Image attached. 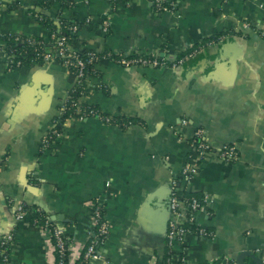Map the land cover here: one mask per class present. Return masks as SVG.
<instances>
[{"label":"crops","instance_id":"0c3cea01","mask_svg":"<svg viewBox=\"0 0 264 264\" xmlns=\"http://www.w3.org/2000/svg\"><path fill=\"white\" fill-rule=\"evenodd\" d=\"M61 1L46 12L77 26L72 47L82 53L170 61L194 54L175 67L98 60L80 101L137 121L72 117L44 148L77 78L59 61L10 63L6 35L49 40L51 32L30 13L40 0H0V235L14 234L11 263L51 264L48 231L35 212L15 220L14 205L63 214L68 234L86 243L97 198L110 231L102 257L87 264H166L162 201L198 128L217 148L235 145L239 159L216 152L196 159L200 169L187 187L212 196L197 214L212 236L188 234L173 245L171 262L229 256L232 264H259L251 256L239 262L245 251L264 262V0H167L174 7L163 12L154 0Z\"/></svg>","mask_w":264,"mask_h":264},{"label":"built area","instance_id":"2783aa9c","mask_svg":"<svg viewBox=\"0 0 264 264\" xmlns=\"http://www.w3.org/2000/svg\"><path fill=\"white\" fill-rule=\"evenodd\" d=\"M155 9L157 12L172 10L174 4L167 2V0H154ZM108 25V20L105 21ZM248 27V23H245ZM72 32L77 30V26H70ZM264 35V32H261ZM51 38L55 42L49 41V46L43 53L46 62L59 61L76 76L77 80L75 86L68 93L63 101L60 109L59 117L63 118L65 115L67 119L78 117L84 119L88 117H98L106 123L115 124L118 126L126 125L125 122H117L113 117L103 115L99 109L91 107L80 101L78 94L83 93L86 78L89 75V65L95 66L100 59H107L124 66H131L139 64L143 66H178L190 59L194 53L190 52L177 58L174 61L166 58H158L154 56L135 55L128 56L124 54H116L111 51L99 53L96 51H89L82 53L75 50L68 43L67 36H58L55 32L51 33ZM15 40H23L20 36H16ZM28 40L34 42L32 38ZM41 43V42H39ZM15 55H10V63L21 65V61H16ZM183 124H187L188 120L183 119ZM130 124V123H129ZM55 126L43 138V147L46 148L52 144V141L59 134V129ZM189 146L191 152L186 162L180 170V175L174 176L171 179L172 192L170 197V219L168 221L167 242L171 251L173 245L176 243H184L186 236L191 233H197L203 236H212V232L197 224V214L212 202L210 194L194 195L188 191V184L192 182L200 169L198 160L209 152H216L217 155L226 161L232 162L239 159V152L235 145L225 144L220 147L213 146L206 138L205 132L202 128L195 130ZM198 159V160H196ZM93 220L90 228L87 230L88 240L86 243H78L68 234L67 227L61 220L53 219L51 216H46L42 213L41 208H31L25 203L14 205L15 220L20 221L26 218L30 212H35L34 221L43 229L48 231L51 239L50 244V262L51 264H87L89 260H95L102 257L101 247L109 236L110 226L106 218L104 204L100 199H95L92 202ZM13 233H6L0 235V261L1 264H12L9 258V247L13 240ZM166 260V264H190L186 259H181L177 262H171V256ZM229 256H224L218 260L197 263V264H232ZM192 264V263H191Z\"/></svg>","mask_w":264,"mask_h":264},{"label":"trees","instance_id":"16d2710c","mask_svg":"<svg viewBox=\"0 0 264 264\" xmlns=\"http://www.w3.org/2000/svg\"><path fill=\"white\" fill-rule=\"evenodd\" d=\"M62 5L65 6V0L61 1ZM40 10L31 8L30 13L43 25L48 27L50 29V32H55L58 34V36H67L68 37V43L72 46L75 34L72 33L70 26H73V23H71L69 20L65 19V17H61V15H58L56 18L52 15H49L46 10H48L51 5L53 4V0H40ZM50 33V39L45 40L41 37H35V36H23L20 34H9L5 36V39L7 41V49L9 54L15 55V63L16 61H21L22 64H37L42 65L45 63L43 53L44 51L51 46L48 42H55V39L51 38ZM16 36H20L23 40H15ZM28 38H32L34 42L28 40ZM41 42V43H39ZM13 65H16V64ZM92 67V69L89 71V74L94 71L93 65H89V68ZM81 95V94H78ZM80 97V96H79ZM88 105V104H87ZM91 106V105H89ZM94 107V106H91ZM98 109V108H97ZM68 116L65 115L63 118H60L59 116L55 119L57 122L56 127L59 129L61 125L67 120ZM117 122H125V123H134L137 120L135 118H119V117H113ZM190 194L199 195V193L191 192ZM42 213L46 216H51L46 211L42 210ZM70 221H65V225L69 224ZM172 253L170 250L169 256Z\"/></svg>","mask_w":264,"mask_h":264},{"label":"water","instance_id":"95a60500","mask_svg":"<svg viewBox=\"0 0 264 264\" xmlns=\"http://www.w3.org/2000/svg\"><path fill=\"white\" fill-rule=\"evenodd\" d=\"M171 192H172V186L170 184V186L168 187V190L166 192L167 195L163 198V201H162L163 214H164V216H163V232H166L167 229H168V221L170 219V214H171V211H170V197H171ZM151 198H149V200ZM52 218L55 219V220L59 219V220L67 221V219L65 218V216L63 214H54V215H52ZM246 256H251L259 264H264L263 260L260 257L256 256L255 254H253L250 251L242 252V254H241L240 258H239V262H243L244 261L243 258L246 257Z\"/></svg>","mask_w":264,"mask_h":264}]
</instances>
